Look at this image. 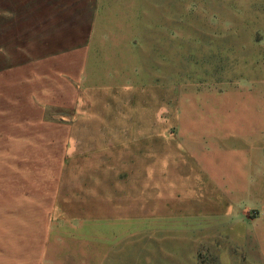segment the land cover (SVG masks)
I'll return each instance as SVG.
<instances>
[{"label":"rangeland","instance_id":"374dc122","mask_svg":"<svg viewBox=\"0 0 264 264\" xmlns=\"http://www.w3.org/2000/svg\"><path fill=\"white\" fill-rule=\"evenodd\" d=\"M254 237L264 0H0V264H264Z\"/></svg>","mask_w":264,"mask_h":264},{"label":"crops","instance_id":"0c3cea01","mask_svg":"<svg viewBox=\"0 0 264 264\" xmlns=\"http://www.w3.org/2000/svg\"><path fill=\"white\" fill-rule=\"evenodd\" d=\"M132 94V93H131ZM133 150H140L139 148H133ZM137 152V153H136ZM132 155H133V159L135 158L136 159V157L137 156H140V155H138V154H141L140 153V151H135V152H133V153H131ZM130 156V155H129ZM130 158V157H129ZM224 213H226V214H228V212L227 211H224ZM221 216H224V215H221ZM261 230H263L262 228H261ZM253 242H254V244L255 245H264V237H254L253 238ZM260 261L261 262H264V255H261V258H260ZM257 262H259V258H258V260H257Z\"/></svg>","mask_w":264,"mask_h":264}]
</instances>
